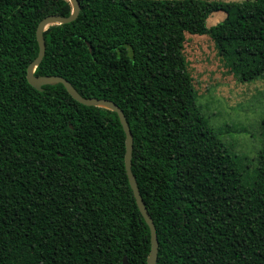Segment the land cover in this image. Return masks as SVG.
Here are the masks:
<instances>
[{"label":"trees","instance_id":"obj_1","mask_svg":"<svg viewBox=\"0 0 264 264\" xmlns=\"http://www.w3.org/2000/svg\"><path fill=\"white\" fill-rule=\"evenodd\" d=\"M79 2L75 21L45 30L35 75L124 111L156 264H264V147L252 169L232 153L184 53L187 33L209 35L240 80L263 76L264 0ZM72 12L70 0H0V264H147L118 113L27 79L41 20Z\"/></svg>","mask_w":264,"mask_h":264},{"label":"rangeland","instance_id":"obj_2","mask_svg":"<svg viewBox=\"0 0 264 264\" xmlns=\"http://www.w3.org/2000/svg\"><path fill=\"white\" fill-rule=\"evenodd\" d=\"M184 53L210 124L232 153L251 169L256 167L264 147V75L249 82L240 80L230 72L209 35L187 33Z\"/></svg>","mask_w":264,"mask_h":264},{"label":"water","instance_id":"obj_3","mask_svg":"<svg viewBox=\"0 0 264 264\" xmlns=\"http://www.w3.org/2000/svg\"><path fill=\"white\" fill-rule=\"evenodd\" d=\"M73 6V12L70 16H61L57 14H51L46 16L41 20L37 28V38L39 42V53L38 56L31 62L27 69V79L29 83L38 90H43L44 85L48 84H55V83H62L68 90V92L79 102L88 106H100L104 108L111 109L116 111L120 117V121L126 133V168L129 177V181L131 187L133 189L135 198L137 200V204L141 213L143 214L147 224L151 229V240H152V247L149 253L147 264H156L157 254L159 249V240L157 236V229L155 223L146 207V204L143 200L141 195L138 182L136 176L132 171V156H133V144L134 138L133 134L129 125V122L126 118V115L121 107H119L115 102L108 100V99H100L96 97H85L81 95L77 89L72 85V83L67 80L66 78L59 76V75H43L37 76L35 75L36 67L42 62L45 54H46V39L44 36L45 30H47L50 26L55 24H64L75 21L81 11V4L79 0H70ZM124 264H129L127 259H124Z\"/></svg>","mask_w":264,"mask_h":264},{"label":"crops","instance_id":"obj_4","mask_svg":"<svg viewBox=\"0 0 264 264\" xmlns=\"http://www.w3.org/2000/svg\"><path fill=\"white\" fill-rule=\"evenodd\" d=\"M225 17H226V14L223 15V14H218L217 12H215L209 17L208 21L211 25H215L216 23H218V21H222Z\"/></svg>","mask_w":264,"mask_h":264}]
</instances>
